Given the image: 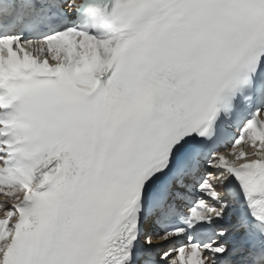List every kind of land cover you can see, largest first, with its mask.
Returning <instances> with one entry per match:
<instances>
[{"label":"snow or ice","instance_id":"obj_1","mask_svg":"<svg viewBox=\"0 0 264 264\" xmlns=\"http://www.w3.org/2000/svg\"><path fill=\"white\" fill-rule=\"evenodd\" d=\"M0 264H264V0H0Z\"/></svg>","mask_w":264,"mask_h":264}]
</instances>
